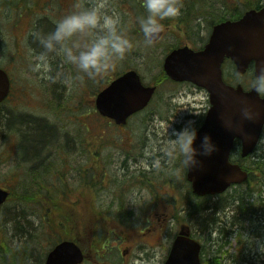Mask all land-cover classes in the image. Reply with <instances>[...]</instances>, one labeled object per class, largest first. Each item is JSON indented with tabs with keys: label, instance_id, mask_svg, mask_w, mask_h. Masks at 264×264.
Returning <instances> with one entry per match:
<instances>
[{
	"label": "rangeland",
	"instance_id": "374dc122",
	"mask_svg": "<svg viewBox=\"0 0 264 264\" xmlns=\"http://www.w3.org/2000/svg\"><path fill=\"white\" fill-rule=\"evenodd\" d=\"M185 1L186 9L190 3ZM249 1L253 0H243V4L229 0L232 9L241 11ZM119 3L120 0H108L106 10L109 14L123 15V10L130 14L127 28L122 30L133 47L123 60L116 61L112 70L95 79L78 73L64 60H48L38 65L36 56L40 50L33 49L27 38H12V35L21 36V30L12 33L10 28H0V67L7 70L14 86L13 96L0 107V186L13 193L0 214V264L13 257L17 258V264H44L53 245L66 238L81 243L87 255L85 264H96V259L103 264H114L117 258L123 259V264H162L163 260L165 264L178 234L177 224L188 218L192 232L199 234L201 214L205 210H191L189 203L200 201L192 197L191 186L184 177L182 157L169 160L166 153L174 133L190 120L196 125L207 112L209 95L205 89L189 83L165 79L163 60L170 50L182 44L203 46L208 40L211 19L197 17L192 29L184 34L178 22L181 12L177 18L162 21L166 34L159 42L149 45L139 25V19L145 15L141 13L140 2H132L131 10L124 8L123 2L120 8ZM77 42L82 43V38ZM226 67L224 74L230 84H242L246 89L253 86L252 70L240 76L231 63ZM129 69L137 70L143 83L156 85L158 91L146 110L132 117L125 126H117L99 117L95 98ZM10 112L21 117L10 121ZM24 121H35L42 128L48 126L51 142L56 140L57 147L61 144L60 151L55 148L46 158V164L49 163L46 171L29 168V163L42 166L48 153L45 148L36 150L26 140H21L18 148L20 139L13 130ZM258 160L264 168V132L256 152L244 165L253 166ZM176 168L180 169L179 175L169 171ZM32 173L39 176L44 186L42 193L33 196V185L28 189L27 184ZM254 176L250 183L231 187L222 196L201 202L209 207L217 205L220 212L225 208L224 215L217 211L224 218L218 226L221 229L213 231L210 238L208 230L206 236H200L205 239L210 261L220 249L224 252L218 257L220 264H264V251H261L264 250V174L256 172ZM252 193V200L257 199V213L246 222L239 219L240 225L233 227L235 232L230 231L233 217L239 215L240 197ZM85 197H88L86 204L81 203ZM133 199L137 206L131 204ZM112 202L118 205V214L113 218L116 206ZM157 203L168 213L161 217V221L164 219L158 237L161 245L152 240L154 247L139 244L123 256L126 246H120V238L125 234L134 236L145 218L150 219L151 207L155 208ZM107 230L111 235L107 236ZM104 245L109 247L102 249Z\"/></svg>",
	"mask_w": 264,
	"mask_h": 264
},
{
	"label": "water",
	"instance_id": "95a60500",
	"mask_svg": "<svg viewBox=\"0 0 264 264\" xmlns=\"http://www.w3.org/2000/svg\"><path fill=\"white\" fill-rule=\"evenodd\" d=\"M163 32L153 38L158 41ZM231 58L239 74H245L254 64L255 76L264 74V7L249 10L237 21H227L215 27L210 42L204 50L195 52L181 48L165 59L166 73L175 81H190L205 88L210 94L211 109L199 136L211 135L218 151L202 157L199 170L188 171L194 192L200 196L222 194L235 184L248 179L247 171L230 161L236 139L242 142V156L255 150L264 128V96H258L254 87L245 91L242 85L227 84L222 65ZM8 74L0 69V103L10 93ZM155 87L143 85L139 74L132 70L125 73L104 89L96 99L103 116L126 124L130 116L144 109L152 99ZM247 104L258 115L254 120L245 119L242 107ZM199 142V141H198ZM9 192L0 188V206ZM201 245L188 237L179 236L173 245L166 264H201ZM83 253L72 241L58 244L48 255L46 264H80Z\"/></svg>",
	"mask_w": 264,
	"mask_h": 264
},
{
	"label": "clouds",
	"instance_id": "9594fccd",
	"mask_svg": "<svg viewBox=\"0 0 264 264\" xmlns=\"http://www.w3.org/2000/svg\"><path fill=\"white\" fill-rule=\"evenodd\" d=\"M142 6L145 15L139 19V25L145 43L150 45L164 28L162 21L181 15L183 3L182 0H142ZM107 8L108 0H91L89 4L78 2L73 11L55 23L52 31L33 30L31 38L41 49L36 56L37 64L58 55L89 79L102 77L112 70L116 61L123 60L133 45L121 28L119 15L109 14ZM80 38L83 43L77 42ZM253 87L258 96H264V74L256 77ZM241 111L245 119L257 118L258 114L247 104ZM217 151L212 136L201 138L195 121L190 120L174 133L166 156L169 160L182 157L183 167L190 171L201 169L202 157H210ZM169 171L173 175L180 173L178 168ZM131 204L137 206L134 199ZM261 251L264 250L261 248Z\"/></svg>",
	"mask_w": 264,
	"mask_h": 264
},
{
	"label": "flooded vegetation",
	"instance_id": "af4514ba",
	"mask_svg": "<svg viewBox=\"0 0 264 264\" xmlns=\"http://www.w3.org/2000/svg\"><path fill=\"white\" fill-rule=\"evenodd\" d=\"M135 1H139L140 5L142 7L141 13H145V10L142 6V0H120V8H122V2L124 3V8L131 10V3H135ZM190 3V6H187L186 9L182 8V16L179 18V26L182 31V33H186L185 30L192 29V24L196 20V18L200 17H209L211 19L210 26L208 28V40L207 42L201 46L204 47L210 40L213 28L230 19H235L234 15L238 12H242L239 9H232L231 4L228 0H188ZM233 2V0H231ZM243 0H236V3H242ZM78 2H83L85 4H89L91 1L88 0H0V28L1 27H7L12 30V33L14 30H21L22 35L15 37L12 35L13 40L20 39V38H27L29 45L33 49H41L39 48V45L34 42L31 38V33L35 29L43 30L44 32L52 31L55 27V23L62 18L65 14L69 13V9L73 11L74 5ZM186 2L185 0H182V3ZM214 2V4H213ZM243 4V3H242ZM123 15L119 14L120 20H121V27L122 29L127 28V24L129 21V13L125 12V10L121 11ZM166 34V33H164ZM3 38V37H2ZM4 42V40H2ZM82 39V43H83ZM190 43V42H189ZM190 46L187 44H182V46ZM194 49H201L200 47L190 46ZM52 61H63L61 56H52L49 59ZM13 96V90H11V94L8 97ZM209 109V108H208ZM208 111V110H207ZM205 112L197 121L196 125L199 124L203 119L205 120L206 117ZM236 150H240V147L237 146ZM64 152V150H63ZM46 169V168H45ZM99 171V170H97ZM93 184H96V181L93 182ZM193 197V196H192ZM88 197H85L81 203L86 204ZM192 199V198H191ZM93 201V200H92ZM192 202L189 203V205ZM111 205L116 206V209L112 213V218L115 217L116 214H118V205L116 202H112ZM121 208V205H120ZM98 210V209H97ZM191 210H195V206L192 203ZM99 211V210H98ZM151 215L150 219L145 218L143 225L138 231H134V236H129V234H125L122 238H120V246H126V250L122 251V249L119 247L118 252L122 256L129 255L136 246L139 244H144L146 248L149 246L154 245L151 243L152 240H155L156 245L160 246L161 244L158 242V237L161 234L162 227L164 226V219L161 221V217H165L168 215L167 212H163L162 207L160 204H156L155 208L151 207ZM98 213V212H97ZM109 215V213H107ZM182 224H177L178 228V234H181V231L184 230L188 235L195 236V234L192 232V225L187 218L186 221H183ZM108 229V228H107ZM105 232V231H104ZM184 232V233H185ZM108 235H111V231L107 230L105 232ZM173 243V242H172ZM125 244V245H122ZM111 246V245H110ZM109 245H104L102 249L108 248ZM171 248V247H170ZM208 251H205V253ZM144 253V251H143ZM205 253H202L203 260L205 259ZM87 262V255L85 254V261L83 264ZM96 264H103V262L98 261L97 259L94 260ZM123 259L117 258V260L114 261V264H123ZM164 263V260L162 261V264ZM104 264H107L104 262Z\"/></svg>",
	"mask_w": 264,
	"mask_h": 264
},
{
	"label": "trees",
	"instance_id": "16d2710c",
	"mask_svg": "<svg viewBox=\"0 0 264 264\" xmlns=\"http://www.w3.org/2000/svg\"><path fill=\"white\" fill-rule=\"evenodd\" d=\"M263 5L264 4L262 3V0L249 1L248 3L245 4L244 10L242 12L236 13L234 15V18H238L239 16L241 17L249 9H252V8L259 9ZM163 76L165 79L169 80L164 72H163ZM10 114H11L10 121L15 117L16 118L21 117V114L14 115V112H10ZM20 125L21 126H19L18 128L14 127V130H13V132H16V131L18 132L17 136L20 139V142H21V140L22 141L26 140L29 145H31L36 150H40V151L44 148H45V150H48L51 148L50 146L52 143L51 142L52 137L47 135V132H49V129H50L48 126L42 128V126L39 123H36L35 121L20 122ZM51 130L54 131L53 129H51ZM54 133L56 134L55 131H54ZM234 153H235V151H234ZM39 157H40V154H39ZM233 158L235 161L240 162L244 166V168L246 170H248L249 179L246 183H250L251 180H254V177H255L254 174L256 172H261L262 175L264 174V168L261 165V161L258 160L255 162L256 163L255 165L247 167L244 165L246 159H243L240 154L234 155ZM38 185H39V183L37 184V186ZM252 199H253V193L240 197V200H239L240 207H238L239 208V212H238L239 215L233 217V220L230 223V225H231L230 231L235 232L233 230V227L234 226L238 227L240 225L239 219L242 222H246L247 220L252 219V217L255 215L254 213H257L256 212L257 199L256 200H252ZM251 201H253V202H251ZM224 209H225L224 207L221 208V212H220V208L217 205H214V206L212 205L211 207H209L207 205H204L203 203H200V202L197 203V205L195 207L196 211H199V210L204 211L205 210L201 214V219H200V223H199V228H200L199 233H203V232H206L208 230L209 235H207V236H209V238H210L213 231L220 230L221 228H219L218 226L222 225V223H223L222 221L224 218L220 217L218 215V212H220L222 215H224L225 214ZM203 234H206V233H203ZM66 239H70V238H66ZM71 239L75 240L74 238H71ZM223 253L224 252L222 250L218 249L215 252V254H214L215 257L211 260L210 264H220V260L218 257L221 256ZM16 259L17 258H15V257H13V259L10 258L9 260H7L6 264H17Z\"/></svg>",
	"mask_w": 264,
	"mask_h": 264
},
{
	"label": "bare ground",
	"instance_id": "6f19581e",
	"mask_svg": "<svg viewBox=\"0 0 264 264\" xmlns=\"http://www.w3.org/2000/svg\"><path fill=\"white\" fill-rule=\"evenodd\" d=\"M260 9H261V8H260ZM49 153L51 154V153H53V152H49ZM203 233H205V232H203Z\"/></svg>",
	"mask_w": 264,
	"mask_h": 264
}]
</instances>
